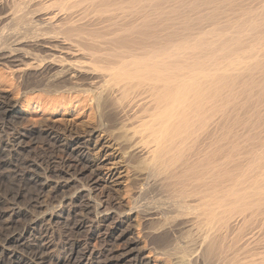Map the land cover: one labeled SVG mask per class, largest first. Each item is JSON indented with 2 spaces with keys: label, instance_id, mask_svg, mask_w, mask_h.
Here are the masks:
<instances>
[{
  "label": "bare ground",
  "instance_id": "bare-ground-1",
  "mask_svg": "<svg viewBox=\"0 0 264 264\" xmlns=\"http://www.w3.org/2000/svg\"><path fill=\"white\" fill-rule=\"evenodd\" d=\"M11 5L17 27L38 23L51 37L35 63L0 44V65L22 80L24 94L33 77L30 90L49 96L42 102L68 103L90 120L77 125L67 108L60 119L26 126L18 102L0 99L3 116L24 124L8 143L17 157L33 149L34 159L16 160L25 172L35 169L32 178L24 174L36 192L27 200L44 212L41 219L18 205L12 216L0 212V219L12 218L8 225L33 217L1 240L0 254L33 238L30 259L37 264H52V252L55 264H160L157 257L172 264H264V0ZM84 6L92 18H76ZM49 8L59 12L39 17ZM27 137L46 141L29 150ZM123 182L132 187L127 204L117 195ZM152 188L166 196L158 205L169 200L171 207L165 223L151 228L155 210L142 200ZM137 219L144 246L133 232ZM176 227L174 244L155 243Z\"/></svg>",
  "mask_w": 264,
  "mask_h": 264
},
{
  "label": "rangeland",
  "instance_id": "rangeland-1",
  "mask_svg": "<svg viewBox=\"0 0 264 264\" xmlns=\"http://www.w3.org/2000/svg\"><path fill=\"white\" fill-rule=\"evenodd\" d=\"M12 1L13 0H0V44L3 46H0V47H2L3 49L2 50H4V48L5 49H7L8 51H12L13 52V54L15 55V56H17V58L18 59H20V58H22V57H25V58H27L28 60H30V62H32L33 63V61H34V63L37 61V56L39 57V55L40 56H44L45 57V55H46V53H44V49H42L41 48V46H42V44L44 45V43L45 42H47L48 41V37L47 36H49L48 34H46V32H47V30L45 29V28H42V27H40V28H42L41 29V31H43V32H38V35L40 36V38H39V36L37 37L36 36V34H37V30H38V23H36V27H35V29H34V27H31L30 26V24H25L26 26H30L28 29L26 28V26H24V25H20L19 27L21 28H19V27H17L16 26V23L13 21L14 20V18L17 16V15H15L14 14V7H13V5H11V3H12ZM7 2H10V4L9 3H7ZM9 4V5H8ZM5 5V6H4ZM8 5V6H7ZM10 6V7H9ZM86 8V6H84V8L83 7H80V8H78L77 10H76V13H75V16H76V18H82V17H84V15H86V19H88V18H92L93 16H91L90 14H86V12H87V8ZM59 11H58V9L57 8H49V10H44V11H41V12H39L38 13V15H39V17H46L47 16V14H49V13H58ZM37 14V13H36ZM35 14V15H36ZM10 16V17H9ZM6 18H8V19H6ZM9 18H11V19H9ZM8 20H10L12 23H14L13 25H12V23L11 22H9ZM6 22V23H5ZM8 22L10 23L9 25H8ZM38 24V25H37ZM109 22L108 21H106V22H103L101 25H100V28H102L103 30H105L106 28H108V26H109ZM5 25V26H4ZM10 25L12 26V27H10ZM31 25H33V26H35V23H33V24H31ZM43 26V24H40V26ZM7 27V28H6ZM17 27V28H16ZM26 28V29H23L22 30V28ZM45 27V26H44ZM3 28V30H1ZM11 28H12V32H10L11 31ZM31 28H32V30H31ZM40 28H39V31H40ZM6 29V30H5ZM9 29V30H8ZM17 29H19V30H17ZM17 30V31H16ZM7 31V32H6ZM8 31H9V34H8ZM33 32H35V34H33ZM43 35L42 37H41V34ZM48 33V32H47ZM6 34H7V36L9 37H6V39L4 38L5 36H6ZM12 35H14L13 37H12ZM10 36H11V38H10ZM34 36V37H36L37 39H35L34 37H33V39L34 40H32L31 38ZM46 36V37H45ZM5 39V43H7V45H9L8 43H10V45L9 46H7L5 43H4V41L2 40L3 38ZM49 37H51V35L49 36ZM8 38V39H7ZM60 42L61 41H64L65 42V37H63L62 35L61 36H59V38H57ZM32 40V41H31ZM6 41H8V42H6ZM11 41V42H10ZM43 42V43H42ZM68 42H71V41H68ZM4 44H5V46H4ZM39 45V46H38ZM41 45V46H40ZM7 46V47H6ZM13 50H12V49ZM17 49V50H16ZM15 50V51H14ZM0 51H1V48H0ZM36 60V61H35ZM29 62V63H30ZM18 76H12V72H9L8 70H5L4 68H3V66H1L0 65V99H3V98H7V99H12V100H16L17 102H18V104H19V108L21 109V110H25L26 112V117H27V120L25 121V125L26 126H33L34 124V126H36V125H38V123H40V121L42 120H45L46 118L48 119L47 121H50V119H51V121H52V119L54 120V119H60L62 116H63V114H64V112H65V110H67V108H71V110H73L72 111V113H71V115L68 117L69 119L71 118H73L74 119V117L75 118H77L76 119V124L78 125H80V124H82L83 122L84 123H86V122H88V120H90L88 117L86 118V116H84L83 114H82V111L81 112H77V109H74L72 106H70V104H68V103H61L60 104V101H59V103L57 104V105H54V106H51L50 104H48L47 105V103L46 102H42L40 99H42V97H49L47 94H44L43 92H39V91H36V90H30V89H34L35 88V84H34V82H35V78H31V77H29V78H27V80H26V83H28L27 84V86H28V92L26 93V94H24L23 92H24V90L22 89L23 88V85H22V80H19L20 78L18 77ZM31 79V80H30ZM29 80V81H28ZM24 82V81H23ZM36 83V82H35ZM32 84V85H31ZM34 84V85H33ZM22 85V86H21ZM32 87H34V88H32ZM3 97V98H2ZM39 97H41V98H39ZM53 98L54 97H56V96H52ZM55 99V98H54ZM61 106V107H60ZM54 107V108H53ZM89 109V108H88ZM76 110V111H75ZM78 111H79V109H78ZM75 112V113H74ZM75 114V115H74ZM81 114V115H80ZM4 114H3V110H0V202L2 203H0V212H6V210H8L7 211V215L8 216H10L11 214H12V212H11V208H13V206L14 207H16L17 205H18V208H20V209H22V210H27L28 209V212H29V215H30V217L31 216H33L34 218L36 217V219H41L42 217H43V211H42V213H40V212H38L35 208H33V207H30V201H32V200H30V199H33L34 198V193H36L35 192V190H34V186L35 185H32L31 183H27L26 182V179H25V177H24V174H26L29 178H32L33 176H34V174L33 173H35V169H30V170H28L27 169V171L28 172H25L24 170H26V168H22V166L18 163L17 164V160L18 159H20V158H23L24 156L27 158L28 157V159H34V152H33V149L32 148H34V145L37 143L36 141H38V142H40L41 144H43L46 140H44V138H41V140L40 139H38V140H36V138H34L33 139V137H27V138H25L24 139V142H26V145H28V148H29V150L30 149H32V150H30V154H22V156L21 155H19V157H17L18 155H16V153H14L13 151H12V149H10V148H12V145L10 144L11 143V137H13V135L16 133V132H19V129H21V127H22V125H24V124H21V123H16L17 121H13V119H9V118H6L5 116H3ZM72 116V117H71ZM78 122V123H77ZM33 123V124H32ZM8 138H10V139H8ZM31 138V139H30ZM26 140V141H25ZM40 140V141H39ZM10 141V143H8ZM28 141V142H27ZM32 141H34V142H32ZM9 145V146H7L6 147V145ZM45 144V143H44ZM31 145L33 146V147H31ZM11 151H10V150ZM45 152L47 153V149H46V147H45ZM33 155V156H32ZM25 157H24V159H25ZM30 157V158H29ZM17 159V160H16ZM16 165V166H15ZM11 166V167H10ZM24 167V166H23ZM15 168V169H14ZM24 171H22V170ZM18 170V171H17ZM33 170H34V172H33ZM17 172V173H16ZM19 172V173H18ZM30 172V173H29ZM33 172V173H32ZM16 174H18V176L16 175ZM22 174H23V177H22ZM31 174V175H30ZM33 174V175H32ZM20 179H18L17 177ZM22 177V178H21ZM18 180V181H17ZM24 182H23V181ZM124 181H125V179H123ZM127 181V180H126ZM20 182H21V184H20ZM15 184V185H14ZM26 184V185H25ZM123 184L124 185H122L120 188H119V192L117 193V195L119 194V196H120V198H121V200L125 203V204H127L128 202H130L129 200V198H130V194H131V192H129L130 190H131V188L132 187H129L131 184L129 183L128 184V182H123ZM126 184V185H125ZM32 185V186H31ZM19 186V187H18ZM128 186V187H127ZM16 187V188H15ZM34 187V188H33ZM14 188V189H13ZM22 188V189H21ZM127 188V189H126ZM130 188V189H129ZM11 189H13L14 191H12ZM121 189V190H120ZM15 190H16V192H15ZM24 190V191H23ZM125 190H126V192H125ZM7 191V192H6ZM10 191V192H9ZM33 191V192H32ZM121 191V192H120ZM132 191V190H131ZM151 192L147 195V196H145V198L142 200V203H145V204H149V201H150V203L152 204V202L154 203L153 205H151V204H149V205H147V206H149V207H151V209H153V211L155 210V216L154 217H156V219L153 221V223L151 222L150 224L151 225H149L148 227H151L152 225L153 226H160L161 224H164L165 222V220H164V218H166L167 216H168V213H167V211L169 210V207H171V202H169V200H167L168 202L165 204V207H161V205H158L159 203H158V199H160V200H163L164 198V200H166V196L164 195V194H161V192L160 191H158L157 189H155V188H152L151 190H150ZM12 192V193H11ZM21 193L20 195L21 196H23V192H24V196H27V197H22V198H20V201H19V199L18 200H14L13 199V197H14V195L16 194V193ZM159 192H160V194L162 195V198H161V195L159 194ZM13 193H14V195H13ZM123 193V194H122ZM129 193V194H128ZM8 194V196L6 197V195ZM11 194V195H10ZM31 194V195H30ZM10 195V196H9ZM33 195V196H32ZM160 195V196H159ZM12 196V197H11ZM29 196H30V198H29ZM158 196V197H157ZM163 196H165V197H163ZM6 197V198H5ZM11 197V198H10ZM27 198H28V200H30L29 201V203H28V200H27ZM4 199H5V201H4ZM11 199H13L12 201H11ZM25 199V200H24ZM3 201V202H2ZM15 201V202H14ZM22 201V202H21ZM27 201V202H26ZM9 204H8V203ZM11 202H13V203H11ZM17 202V204H15ZM20 203V204H19ZM22 203V204H21ZM25 203V204H24ZM26 203H27V205H26ZM169 203V204H168ZM11 204V205H10ZM29 204V205H28ZM49 205L51 204V202L50 203H48ZM48 204H45V206L47 207H45V209H44V211H46L47 209H49V206H48ZM3 207H2V206ZM10 205V206H9ZM23 205H24V207H23ZM168 205V206H167ZM21 206V207H20ZM5 210H2V208ZM5 207V208H4ZM10 207V208H9ZM27 207V208H26ZM29 207V208H28ZM167 207V208H166ZM8 208V209H7ZM30 209V210H29ZM33 209V210H32ZM10 210V211H9ZM35 210V211H34ZM31 211V212H30ZM34 212V214H33V212ZM157 211V212H156ZM37 212V213H36ZM36 213V214H35ZM36 215H39V217L37 218V216ZM42 215V216H41ZM12 216V215H11ZM33 217L32 218H30V219H33ZM6 218V219H5ZM5 218H3V219H0V243H2V239L3 238H5L6 236H8V235H10L12 232H14L16 229H18V228H21V224H23V226H24V224H26V223H29V221H30V219H29V221L28 222H26V221H24V223H23V218H21V219H18L19 220V223L17 224V225H8L9 223H12V218H7V217H5ZM17 218H14L13 220L15 221ZM3 220H5V221H3ZM8 220V221H7ZM10 220V221H9ZM138 220V219H137ZM138 221H139V223H138ZM138 221H136L134 224H135V229H134V233H135V235H137L138 234V232H140V236H141V240H142V245L144 246V245H146V240L144 239V237H143V231H142V229H141V227L139 226L142 222H140L141 220H138ZM162 221V222H161ZM2 222H5V223H2ZM7 222H8V224H7ZM159 222V224H157ZM178 222V221H177ZM177 222H174L173 224L174 225H176L177 224ZM157 225H156V224ZM161 223V224H160ZM139 224V225H138ZM2 225V226H1ZM8 225V226H7ZM19 225H20V227H19ZM9 226H12V228L10 229V227ZM166 227V229H167V225H165ZM7 227H9V228H7ZM18 227V228H17ZM152 228V227H151ZM13 229V230H12ZM15 229V230H14ZM179 229H181V228H175V232H176V234L174 235L173 233H170L169 235H157L156 237H155V243H157L158 241V245L159 244H166V245H168V246H171L172 244H174V241L176 240V236H179L180 235V230ZM10 231V232H9ZM142 231V232H141ZM178 231V232H177ZM178 233V234H177ZM7 234V235H6ZM173 234V235H172ZM172 235V236H171ZM79 236V237H78ZM172 238H171V237ZM174 236V237H173ZM75 237L77 238V239H81V240H84V239H86V235L84 234V236L82 235V234H77V236H76V234H75ZM164 237H165V240H164ZM166 237H169V238H166ZM159 238V239H158ZM161 238V239H160ZM163 238V239H162ZM174 238V239H173ZM57 239V241H58V239L60 240L61 238L59 237H57L56 238ZM170 239H172L173 240V242L170 240ZM29 240H31V242L30 243H26V244H24V245H15V247H14V249L13 248H11V250L13 251V252H16V253H11L12 251H7L6 252V254L8 255H6V254H3V256H2V254H0V264H13V261L14 260H16V258H18L17 260H19V262H20V264H31V263H33L31 260L32 259H30L31 258V253H33V249L32 248H34V242H32L34 239L33 238H30ZM156 240H158V241H156ZM61 241V240H60ZM172 243V244H171ZM94 244V246H96V247H99V244L96 242V240L95 239H93L92 240V245ZM30 247H29V246ZM19 246V247H18ZM32 247V248H31ZM28 250H27V249ZM30 248V249H29ZM31 249H32V252H31ZM28 251H29V253H28ZM149 250H146V252H145V254L147 255V254H150L149 252H148ZM31 252V253H30ZM52 252V251H51ZM54 255H56V252L54 253V252H52ZM51 253V254H52ZM28 254L30 255V257L28 256ZM52 254V256H48V257H53V261L51 262L52 264H55L56 262H54V255ZM15 255V256H14ZM11 256V257H10ZM6 257V258H5ZM16 257V258H15ZM13 258V259H12ZM27 258V259H26ZM9 259H11L10 261H9ZM27 260V261H26ZM155 260H157L160 264H170V262H171V260L170 259H165V258H160V257H157V258H155ZM6 261V262H5ZM7 261H8V263H7ZM3 262V263H2ZM54 262V263H53ZM38 263V262H37ZM37 263H33V264H37ZM19 264V263H18ZM171 264H172V262H171ZM211 264H213L212 262H211ZM215 264H217V263H215Z\"/></svg>",
  "mask_w": 264,
  "mask_h": 264
}]
</instances>
